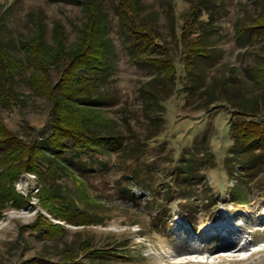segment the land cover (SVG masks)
<instances>
[{
  "label": "rangeland",
  "instance_id": "374dc122",
  "mask_svg": "<svg viewBox=\"0 0 264 264\" xmlns=\"http://www.w3.org/2000/svg\"><path fill=\"white\" fill-rule=\"evenodd\" d=\"M100 1L108 12L114 69L98 106L107 121L95 132L118 138L121 146L94 155L65 153L61 161L71 173L55 165L58 196L51 204L56 215L41 200L49 182L34 173L20 175L15 189L25 204L5 205L0 264H34L36 259L39 264H60L71 256L83 264H173L170 253L188 238H193L192 247L217 252L223 241L209 239L216 233L205 230L210 222L218 223L221 214L248 231L245 244L248 237L262 241L264 236L252 233L264 227V161L249 163L256 169H247L249 154L233 156L234 143L227 133L238 119L235 111L256 114L259 120L264 115V90L250 76L264 43L250 41L246 29L263 9L260 0H143L138 22H153L171 50L178 73L170 79L134 61L115 0ZM204 2L211 9L202 15L204 23L214 31L205 38L208 52L197 57L195 73L201 78L194 84L185 76L184 59L187 43L200 33L191 26V10ZM39 14L46 18L48 40L58 21L67 43L77 41L84 21L81 5L69 0H0L2 36L15 55L21 56L18 42L32 36L33 18ZM61 69L52 66L54 80ZM15 88L16 103H0L3 124L25 140L28 132L35 137L48 133L50 104L25 78L18 76ZM52 155L49 151L48 157ZM46 160L41 161L44 172L50 167ZM63 200L74 204L62 207ZM41 222L58 227L49 228L45 236L29 230ZM257 245L225 261L221 257L227 254L215 259L206 251L189 264H264V251L242 260L264 249V243Z\"/></svg>",
  "mask_w": 264,
  "mask_h": 264
},
{
  "label": "trees",
  "instance_id": "16d2710c",
  "mask_svg": "<svg viewBox=\"0 0 264 264\" xmlns=\"http://www.w3.org/2000/svg\"><path fill=\"white\" fill-rule=\"evenodd\" d=\"M69 1L81 5L84 15L77 41L67 43V32L58 21H55L51 40H48L46 18L39 14L33 18L32 36L21 37L18 42L21 56L12 53L4 41V23L0 17V103L7 106L16 103L15 84L19 76L27 79L33 92L50 104L48 133L35 137L36 135L28 132V140L20 138L7 128L0 115V221L5 205L9 202H13V206L25 204L24 198L15 189V183L23 173H34L39 176L40 181L49 182V190L46 189L41 200L56 215L55 207L51 204V199L58 196L55 191V165L71 173V169L61 161L65 153L71 150L94 155L109 149L117 150L121 146L118 138L99 136L95 132L99 124L105 125L107 121L98 106L104 83L114 69V44L109 31L108 12L100 0ZM142 1L115 0L122 29L130 39L129 52L138 65L151 66L165 78H176L177 63L171 50L161 42L160 33L154 28L153 22H138V17L143 12ZM260 2L263 9L255 18H251L246 29L250 41L264 43V0ZM208 6L204 2L191 10V26L198 27L200 33H197L192 42L187 43L184 71L185 76L194 84L201 78L195 73L197 57L208 52L205 38L214 31L213 27L205 25L202 16L206 12L210 14ZM56 65H61L62 69L59 77L54 80L51 71L52 66ZM250 76L264 90V44ZM235 112L238 119L228 125L227 132L234 143L231 153L238 159L249 154L247 158L251 159L245 160V163L247 169L253 171L256 167L249 163L257 165L264 161V115L259 120L256 114L241 110ZM49 151L53 152L52 157H48ZM43 159L50 164L46 172L41 162ZM64 200L62 207H67L65 204L73 206L72 201L67 203ZM46 224L35 223L28 228L39 236H45L49 228L55 227L51 223ZM66 260L60 264H83L72 256ZM33 262L39 264L37 259Z\"/></svg>",
  "mask_w": 264,
  "mask_h": 264
},
{
  "label": "bare ground",
  "instance_id": "6f19581e",
  "mask_svg": "<svg viewBox=\"0 0 264 264\" xmlns=\"http://www.w3.org/2000/svg\"><path fill=\"white\" fill-rule=\"evenodd\" d=\"M220 219L218 220V223L210 222L208 225V228L205 230L206 232H212L214 231L216 233V236L214 235L213 241H223V244L217 249V252L210 251L208 249H204L202 247H192L193 238H188L187 242L183 243L184 246L181 248H177L173 253H170V258L172 256L173 259H171V262L173 264H189L196 262L194 258L198 259V257L203 256V254L208 251V254L215 259H219L220 256L217 255H224L227 254V257H221L224 261L226 258L235 259L238 254H242L249 250V247L252 243H256L259 246L264 243V239L262 241L257 240H251L250 237L247 239V244L243 246H239L237 242H239L242 238H247L248 231L246 229L241 230L239 227L234 226L232 223L225 221V216L220 215ZM256 224L260 223V221L255 222ZM207 226V223L205 224ZM255 234H261L264 236V227H255ZM253 236V235H252ZM232 238V239H231ZM242 239V240H243ZM203 241V240H202ZM201 242V241H200ZM256 247H259V246ZM237 246V247H236ZM264 251V249H259L255 251L253 254H251L248 257L242 258V260H248L250 258H253V256L257 253H260ZM219 252V253H218ZM221 252V254H220ZM239 256V255H238ZM238 260V259H237Z\"/></svg>",
  "mask_w": 264,
  "mask_h": 264
}]
</instances>
